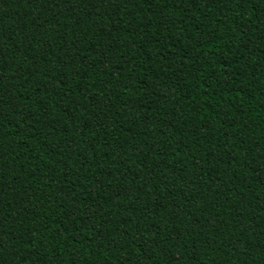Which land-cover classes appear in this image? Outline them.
Instances as JSON below:
<instances>
[{"label":"trees","instance_id":"trees-1","mask_svg":"<svg viewBox=\"0 0 264 264\" xmlns=\"http://www.w3.org/2000/svg\"><path fill=\"white\" fill-rule=\"evenodd\" d=\"M0 264H264V0H0Z\"/></svg>","mask_w":264,"mask_h":264}]
</instances>
